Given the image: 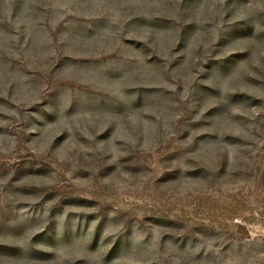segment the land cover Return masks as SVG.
<instances>
[{"label": "rangeland", "instance_id": "rangeland-1", "mask_svg": "<svg viewBox=\"0 0 264 264\" xmlns=\"http://www.w3.org/2000/svg\"><path fill=\"white\" fill-rule=\"evenodd\" d=\"M0 264H264V0H0Z\"/></svg>", "mask_w": 264, "mask_h": 264}]
</instances>
